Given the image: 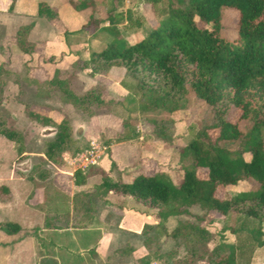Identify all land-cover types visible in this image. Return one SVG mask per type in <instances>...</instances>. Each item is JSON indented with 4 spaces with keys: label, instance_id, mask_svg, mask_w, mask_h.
Masks as SVG:
<instances>
[{
    "label": "trees",
    "instance_id": "1",
    "mask_svg": "<svg viewBox=\"0 0 264 264\" xmlns=\"http://www.w3.org/2000/svg\"><path fill=\"white\" fill-rule=\"evenodd\" d=\"M149 1L157 17L154 25L139 38L128 41L115 24L125 19L124 28H139L144 25V17L130 9L125 14L109 12L106 30L111 33V38L99 50L91 51L81 66L86 67L91 76L105 75L112 66L123 67L127 77L135 81L141 110L182 109L188 90L209 104L214 121L198 130L180 150V154L191 157V167L184 172L179 186L183 203L198 204L221 214L236 211L260 218L264 213V0ZM71 3L81 9L91 5L93 0ZM224 7L238 11L236 34L232 37L220 33ZM36 15L52 20L57 17V12L46 0H39ZM92 20L97 22L91 17L86 26ZM32 27L33 22L21 25L15 34L16 45L31 57L35 55V43L27 36ZM3 70L0 67V103L5 85L1 76ZM37 87V91L43 89L44 96H58L88 115L113 102L103 81L78 91L67 79L53 76L38 82ZM233 112L238 114V120L251 122L247 130L240 129L238 123L229 118ZM26 115L56 127L44 149L46 159L53 164L62 166L65 152L73 154L80 150L74 146L72 127L67 119L54 123L28 106ZM123 128L121 138H130L131 134L125 131L130 130L128 121L123 122ZM156 132L166 136L164 129L157 127ZM0 134L17 143L22 142L21 133L5 126L1 119ZM219 140H237L238 149L219 146ZM199 170L205 171L202 177L198 175ZM79 175L81 179L76 178V182H84L80 170L75 172V177ZM247 178L258 182L259 188L223 197L216 195L219 185L234 184ZM109 192L127 195L152 206L165 204L170 198L167 183L154 174L145 173L137 174L128 182L104 175L90 197L103 198ZM0 229L14 233L20 227L16 223L1 222ZM211 234L208 228L195 224L172 229L171 236L177 242L191 239L193 243L191 255L182 261L183 264L195 263L199 258L195 246L208 240ZM263 234L258 231L254 236L258 244H264V239H260ZM235 249L234 245L221 241L208 252L207 261L209 264H237Z\"/></svg>",
    "mask_w": 264,
    "mask_h": 264
},
{
    "label": "crops",
    "instance_id": "2",
    "mask_svg": "<svg viewBox=\"0 0 264 264\" xmlns=\"http://www.w3.org/2000/svg\"><path fill=\"white\" fill-rule=\"evenodd\" d=\"M38 1L33 0L31 4L28 0L29 6H32L28 13L33 16V21L29 23L33 22V27L27 36L29 41L35 43L34 51L38 60H30L31 56L22 52L14 43L21 51L24 71L15 80L16 83L8 82L0 103V116L5 126L22 135V142L17 143L0 134V223L12 222L20 227L14 233L0 229V264H145L146 262L139 260L141 256L137 255L136 245L130 243L128 237L121 238L100 220H96L101 214L97 212L98 207L105 211L112 207V213L120 216L126 214L123 209H129L124 203L129 202L132 198L130 196L114 192H109L103 198H91L90 195H93L95 185L104 175L122 181L123 178H119L123 173L121 170L130 166L129 162L124 164L123 159L127 162L132 157L130 142L137 136V130L129 127L130 138H121L124 133L123 122L126 119L120 118L116 110H120L122 99L125 100L132 93L123 85L127 77L125 69L112 66L105 75H89V70L81 66L82 62L89 57L91 51L99 48L91 50L87 41L90 35H80V30H89L91 22H94L92 20L86 26L90 18L94 16L96 19L103 11L107 14L103 23L104 31L109 25V12L125 14L130 9L139 14L135 8L140 7V11L142 10V0H134L133 3L130 0H93L91 5L81 9H76L71 3L79 0H46L57 12V17L52 20L36 15ZM85 16H88V20L84 21L82 17ZM100 18L102 17L98 16L95 23L100 24ZM57 20L62 21L63 31L67 32L62 41L52 38L49 35L52 31L45 26L47 22L53 24ZM119 23L115 27L121 33ZM135 29H128V36ZM91 30L93 33V28ZM34 31L43 33V37L32 38ZM38 42L45 43L40 51H37ZM52 53L58 56L54 58ZM53 76L67 79L74 89L76 81L85 84L83 90L97 81H103L113 102L97 109L93 115H88L58 96H44L43 89L37 91V83ZM21 80L24 82L20 83ZM26 88L32 89L35 98L30 107L28 106L31 110L46 115L54 123H59L62 119L69 121L74 146L79 151L85 149L93 138L101 145V155L97 163L83 170L79 169L84 182H76V178L81 179L80 175L75 177L78 170H72L66 163L76 152H65L64 164L57 166L46 159L45 147L43 150L30 148L31 143L44 144L50 140L56 127L32 120L26 115L28 103L17 96L26 94ZM123 110L126 109L123 107ZM138 139V144H142L141 135ZM141 147L137 155L143 160L148 153ZM35 159H38V163L33 164ZM94 165L99 167L89 171ZM92 172L98 177L89 184V175ZM115 207H119L120 211L116 212ZM121 240H124L125 245L121 244ZM146 252L144 251L145 254ZM150 257L145 260L147 264H159L152 259V255Z\"/></svg>",
    "mask_w": 264,
    "mask_h": 264
},
{
    "label": "rangeland",
    "instance_id": "3",
    "mask_svg": "<svg viewBox=\"0 0 264 264\" xmlns=\"http://www.w3.org/2000/svg\"><path fill=\"white\" fill-rule=\"evenodd\" d=\"M29 1L31 4L33 3V0ZM133 1L130 0V3H133ZM12 2L13 0H0V67L1 70L4 69V72H1V76L5 81L1 99L8 82L12 81L16 83L15 80L19 79L24 71L20 57L21 51L14 45L15 32L21 25L29 24L30 21H33V16L28 13L32 7L31 5L29 6L28 0H14L11 6ZM142 3L141 11L140 7L135 6L137 7L135 9L144 17L145 22L142 27L136 28L131 36H128L129 28H124L123 23H127L126 20L121 19L119 20L120 23L118 22L121 30L120 34L127 37L128 41L139 38L149 27L157 22V17L150 1L142 0ZM129 5L132 6L133 4ZM106 15L104 11L101 12V15H97V17H102L100 18L102 26L99 23L91 22L89 30H80V35H90L87 40L90 49H100L111 38V33L108 30H103L105 29L103 23L106 20ZM82 18L84 21L88 20V16ZM57 21L53 24H48L47 22L45 26L52 31L49 34L52 38L62 41L67 32L63 31L62 21ZM237 22L238 11L232 7H224L220 20L221 35L224 37L235 36ZM37 26L39 25L37 24ZM42 37L43 33L35 31L32 33V38L34 39H41ZM38 43L37 51H40L45 43ZM52 55H54V58L58 56L56 53H52ZM30 60H38V57L33 55ZM22 82L24 81L21 80L20 83ZM134 83L133 79L126 77L123 85L125 84L124 86L132 93L129 96L127 95L125 100L124 98L122 99L125 102L124 104L120 102L121 107L119 109L121 111L116 110L120 118L128 121L131 130H137V136L130 142L133 152L132 157L127 162L123 159L124 164L129 162L130 166L126 168L128 169L127 171H125L126 169L121 170L123 173L119 178H123L122 181H131L134 176L140 173L154 174L167 183L170 198L167 203L160 206H152L130 198L129 202L124 203L130 210L123 209L126 212L123 216L112 213V207L106 208V211H110L112 214H109L110 212L106 213L103 208L98 207L97 212L101 214L98 215V218L96 217V220H100L104 226L120 235L121 238L128 237L129 242L136 245L137 255L141 256L139 258L141 262H144L146 258H151L150 255H152V259L159 264H183L182 261L188 259L191 255L192 240L187 239L186 241L177 242L172 238L171 231L175 227L195 224L208 228L212 234L208 240L195 246L199 258L196 259L194 264H209L207 261L208 252L215 244L221 241L235 246L237 264H264V244H258V241L254 238L258 231L263 232L264 230V213L260 218H256L236 211H229L227 214H221L215 210L208 211L198 204H184L183 197L179 193V186L184 172L191 167V157L186 154H180V150L195 136L198 130L214 121L210 105L196 97L191 90H188L182 109L175 111L164 109L141 110L139 107V92L134 88ZM74 86L78 91H82L85 88V84H80L78 81L75 82ZM25 92L26 94L22 95L21 93L17 96L26 101L28 103L27 106L30 107V104L35 99L32 89L26 88ZM123 107L126 110H123ZM228 116L233 122L236 121L242 130H247L251 125V122L248 120H238V114L234 112ZM157 127L164 129V133H166L165 137L156 132ZM125 131L126 133H130L129 129ZM139 135L143 138L141 140L142 144H138L140 141L138 139ZM218 145L228 150H236L238 149L239 142L237 140H219ZM30 146L34 150H38L39 148L43 150L45 142L44 144L43 142H40V144L34 142ZM141 146L148 153L145 156L146 159L143 160L140 159V155L139 157L137 155V152L141 151ZM245 157L249 158V155L245 154ZM139 162L141 164H138ZM36 163H38V159L33 161V164ZM94 166H91L89 171L99 167ZM204 172V170H199L198 175L202 177ZM92 173L89 175V184H92L93 180L98 177L97 174ZM113 177L118 176L113 175ZM259 186V183L254 179L247 178L239 180L234 184L219 185L216 195L223 197L224 195L235 194L239 191L256 190ZM115 208L116 212L120 211L119 207ZM260 239H264V234L260 235ZM121 241V244L125 245L124 240ZM144 251H147L146 253L150 255L147 256Z\"/></svg>",
    "mask_w": 264,
    "mask_h": 264
},
{
    "label": "built area",
    "instance_id": "4",
    "mask_svg": "<svg viewBox=\"0 0 264 264\" xmlns=\"http://www.w3.org/2000/svg\"><path fill=\"white\" fill-rule=\"evenodd\" d=\"M100 148L101 145L96 139H90L88 146L69 157L66 163L74 171L79 169L83 170L97 163L101 155Z\"/></svg>",
    "mask_w": 264,
    "mask_h": 264
}]
</instances>
